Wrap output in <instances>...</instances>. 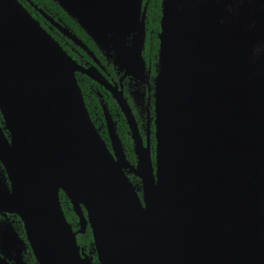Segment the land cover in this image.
<instances>
[{"label": "water", "instance_id": "1", "mask_svg": "<svg viewBox=\"0 0 264 264\" xmlns=\"http://www.w3.org/2000/svg\"><path fill=\"white\" fill-rule=\"evenodd\" d=\"M51 1L125 76H145L143 0ZM196 1L212 16L205 37L220 51L218 97L207 91L185 43L179 0H160L152 160L121 93L104 86L125 119L131 164L107 116L110 151L99 137L74 72L99 85L105 80L94 68L76 66L17 0H0V214L15 215L25 239L5 225L0 264H27L21 258L26 248L35 264H91L76 243L86 226L96 264H264V0ZM161 80L168 116L162 131L169 134L174 119V138L184 143L188 235L163 197ZM59 193L77 219L76 231L64 218ZM8 251L13 258L3 256Z\"/></svg>", "mask_w": 264, "mask_h": 264}, {"label": "flooded vegetation", "instance_id": "2", "mask_svg": "<svg viewBox=\"0 0 264 264\" xmlns=\"http://www.w3.org/2000/svg\"><path fill=\"white\" fill-rule=\"evenodd\" d=\"M144 2L145 1H142V4ZM145 3L147 6V2ZM29 4L34 10L37 18H39L38 21L36 19L35 21H37L39 26L60 46V48L64 51V53L69 57V59L72 62H74L76 66L82 69L94 68L100 74V76L105 80L103 85H99L96 82H93L92 80L87 78L82 73L77 72V71L74 72V78L76 75H79L81 77L82 76L85 77L86 79L92 82V83H89L88 81H86L87 90H88V93L97 102V105L99 107L100 114H101V119H102L101 125L105 129V133H106L105 116H107V118L112 123L115 134L117 135L116 121H118V115H120L126 127V134L128 135V128H127L125 119L123 115L121 114L119 108L117 107L115 101L111 98L110 93L105 88L106 86H109V87L112 86V87H115V89L121 93L123 99L126 101V104L130 109L133 121L135 123L137 132L141 138V141L143 144H145L146 142L148 143V146L150 149V158L153 159L154 144L153 146H151L150 138H152L153 143H155L154 137H153V130H154L153 119L154 118H153L152 80L155 75L156 54L152 56L151 58L149 50L147 51L145 50V47H146L145 42L147 39L145 19H144V42H143V48L141 51V58L145 66V71H144L145 76L141 80H139V79H135L129 76H125L123 70L120 69L117 66V64L113 62L110 53L106 52L105 50H98L94 46V44L89 40V38L85 36L83 32L82 33L85 36V39L83 40L81 37H79L74 32V27L71 24H66L62 22L60 18L57 17L56 12H52L50 10H47L44 12L41 9L37 8L36 6L32 5L31 3ZM54 24H57L59 27L54 26ZM60 28L65 29L68 34L67 35L63 34L60 31ZM70 36H73L75 40H73ZM75 41L78 43H76ZM94 85H96V87ZM99 90L101 93H99ZM103 98L104 99L109 98L113 101L114 106L118 111V114L116 113L115 110L114 111L111 110V112L110 110H108L107 105L104 102ZM101 106H104V110H105L104 114H103V110L101 109ZM97 130H99V128H97ZM104 143L106 144V147L110 151V144H109L110 142L108 140L107 133H106V141H104ZM14 218H17V217L15 215H10V214H5V215L0 214V230H2L5 225H9L12 228L13 232L16 234L17 238L22 240L25 243L24 234L22 231V225L18 218H17V223L19 225H17ZM76 222H77V219L75 217L74 224H72L71 226L72 231H76L78 229L76 226ZM87 231L90 234V230L88 226L84 228L83 233L76 234V237L84 236ZM90 237H91V234H90ZM27 254H30L32 256L29 248H26V251L21 254L22 261H24L25 263H27L25 260V256ZM3 256L8 257V258H13L14 252L13 251L4 252ZM7 263L13 264L12 259L7 260ZM34 264H35V261H34Z\"/></svg>", "mask_w": 264, "mask_h": 264}, {"label": "bare ground", "instance_id": "3", "mask_svg": "<svg viewBox=\"0 0 264 264\" xmlns=\"http://www.w3.org/2000/svg\"><path fill=\"white\" fill-rule=\"evenodd\" d=\"M180 4L177 7L179 13H182V17L177 14L181 32L184 35L185 43L192 55L193 60L196 63L198 72L202 74L203 78L207 81L206 89L209 93H212V97H218L217 91L220 86V80L216 79L215 73L219 69L220 63V51L213 48V45L209 39L205 36L210 35L209 29L211 24L209 19L212 16H206L203 6L196 0H179ZM221 16L216 15V19H220ZM209 55H213L212 60L208 59ZM215 59V60H214ZM163 81L159 83V124L160 135L162 132V138L164 143H167L165 151V161L167 165V176L165 192H163L164 200L169 201V214L174 217V222L178 228L182 231V235H188L190 228L187 224V211L186 201L184 196L187 191V178L185 169V155H181V148H184L183 141H178L175 136H178L177 126L174 119L168 122L169 134L164 133L163 128V116L164 121L167 119V110L165 105L160 102L162 95ZM216 106V104H214ZM179 139V136H178ZM173 143H170V141ZM178 142V143H176ZM181 142V143H179ZM176 145V146H175ZM141 153V152H140ZM142 155V154H140ZM149 192V191H148ZM168 207V204H167ZM162 212L163 208H162ZM149 218H145V222L149 226V229L154 233V225L152 217L149 212L146 211Z\"/></svg>", "mask_w": 264, "mask_h": 264}, {"label": "trees", "instance_id": "4", "mask_svg": "<svg viewBox=\"0 0 264 264\" xmlns=\"http://www.w3.org/2000/svg\"><path fill=\"white\" fill-rule=\"evenodd\" d=\"M22 7L31 15L32 18L36 19L37 21L39 18L35 15L34 10L30 6L29 3L32 5L36 6L37 8L41 9L42 11H47L50 10L52 12L57 13V17L60 18V20L66 24H71L74 27V32L81 37L83 40L85 39V36L83 35L82 31L78 29L77 25L69 18L67 15L53 2L49 0H17ZM147 2V6L145 9V27L147 31V39L145 42V50H149L150 52V57L154 56L156 54L157 50V38L156 35L159 31V18H160V10H159V3L160 0H143ZM150 32V33H149ZM91 48V47H90ZM92 49V48H91ZM77 85L79 87L82 100L84 103V107L88 113L89 119L92 122L93 126L95 129L99 128L97 130L99 137L103 140L106 141V133L104 127L101 125L102 124V119H101V114L99 107L97 105V102L95 99L88 93L87 90V84L86 81L89 83H92L90 80L86 79L85 77H81L79 75L75 76ZM96 87V85H94ZM99 93L100 90H99ZM104 99V98H103ZM104 102L107 105L108 110H115L116 113L118 114L117 109L114 106V103L111 99L105 98ZM116 132L120 141V144L122 146L124 155L126 160L133 164L134 163V156L132 153V147H131V142L130 139L128 138V135L126 134V127L125 124L121 118L120 115H118V121H116ZM150 144L153 146V139L150 138ZM152 159V158H151ZM129 181L133 186H139V181L137 178L133 177L132 175L127 176ZM59 202L60 206L64 215V218L66 222L72 226L75 221V217L73 213L70 210V205L66 201V199L62 196L61 193H59ZM15 222L17 225V218H14ZM76 243L77 245L82 248L83 253L86 255H89L91 259V264H96V257L94 255V252L92 251V246H91V237L89 232L87 231L84 236H77L76 237ZM25 260L29 264H34V259L30 254H27L25 256Z\"/></svg>", "mask_w": 264, "mask_h": 264}]
</instances>
